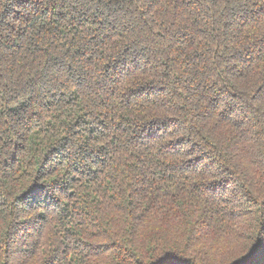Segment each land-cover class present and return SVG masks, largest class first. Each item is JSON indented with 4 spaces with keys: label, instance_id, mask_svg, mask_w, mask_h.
Returning <instances> with one entry per match:
<instances>
[{
    "label": "trees",
    "instance_id": "trees-1",
    "mask_svg": "<svg viewBox=\"0 0 264 264\" xmlns=\"http://www.w3.org/2000/svg\"><path fill=\"white\" fill-rule=\"evenodd\" d=\"M0 264H264V0H0Z\"/></svg>",
    "mask_w": 264,
    "mask_h": 264
}]
</instances>
